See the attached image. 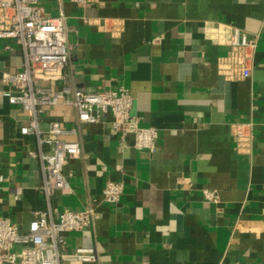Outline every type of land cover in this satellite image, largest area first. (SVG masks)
<instances>
[{
    "label": "crops",
    "instance_id": "crops-1",
    "mask_svg": "<svg viewBox=\"0 0 264 264\" xmlns=\"http://www.w3.org/2000/svg\"><path fill=\"white\" fill-rule=\"evenodd\" d=\"M41 1L66 16L69 46L63 78L45 83L126 86L132 115L158 131L142 150L109 113L89 123L72 105L44 107L40 127L75 128L65 138L82 146L64 164L71 188L55 192V218L95 208L66 250L95 248L99 264H264V0ZM235 27L257 38L248 77L221 68ZM22 64L20 46L0 39V215L26 231L46 200L37 139L21 131L30 114L5 95L4 73ZM110 179L125 187L115 203L103 199Z\"/></svg>",
    "mask_w": 264,
    "mask_h": 264
},
{
    "label": "built area",
    "instance_id": "built-area-1",
    "mask_svg": "<svg viewBox=\"0 0 264 264\" xmlns=\"http://www.w3.org/2000/svg\"><path fill=\"white\" fill-rule=\"evenodd\" d=\"M85 4L89 0H73ZM66 16L47 12L41 0H0V39L15 41L23 53L20 70L5 72L3 82L13 90L5 91L12 104L30 114L28 125L22 127L25 135L35 136L38 149L30 154L41 162L43 181L40 186L46 200V208L36 212L26 231H20L10 218L0 215V264H99L95 248L66 250V233L83 230L93 224L95 208L84 210L69 208L55 218L52 199L57 190L69 191L70 183L63 172L68 158L81 154L82 146L77 140L65 138L76 133L58 121H52L44 130L39 124V115L45 106L65 104L76 108L80 122L96 123L105 114H111V127L122 136L135 135L139 149L153 150L158 131L140 125V119L132 115L133 95L126 86L109 90H87L64 85L60 89L45 82L63 78L69 62V46L66 40ZM231 54L221 62L226 76L251 74L249 62L257 47V38L235 27L230 40ZM12 49L11 44L6 45ZM244 132L239 133L243 138ZM2 180V176H0ZM124 183L107 180L103 189L106 202H118L124 193ZM209 199L213 195L206 192ZM19 194L15 198L19 199Z\"/></svg>",
    "mask_w": 264,
    "mask_h": 264
}]
</instances>
